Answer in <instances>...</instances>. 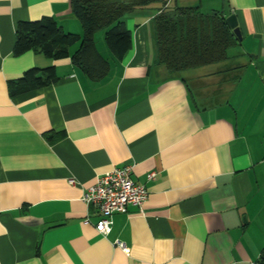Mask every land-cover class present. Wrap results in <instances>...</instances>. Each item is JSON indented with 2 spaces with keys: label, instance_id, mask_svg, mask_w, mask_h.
I'll return each instance as SVG.
<instances>
[{
  "label": "crops",
  "instance_id": "1",
  "mask_svg": "<svg viewBox=\"0 0 264 264\" xmlns=\"http://www.w3.org/2000/svg\"><path fill=\"white\" fill-rule=\"evenodd\" d=\"M167 6L234 14L241 39L220 63L169 74L156 62L154 4L122 19L132 35L122 58L96 42L110 69L93 81L70 56L13 55L21 21L49 16L81 34L70 0H0V264H256L264 255V0ZM48 66L57 82L9 93V81ZM124 165L148 198L113 214L103 236L82 195Z\"/></svg>",
  "mask_w": 264,
  "mask_h": 264
},
{
  "label": "trees",
  "instance_id": "2",
  "mask_svg": "<svg viewBox=\"0 0 264 264\" xmlns=\"http://www.w3.org/2000/svg\"><path fill=\"white\" fill-rule=\"evenodd\" d=\"M71 12L82 25L81 34L64 32L54 18L44 16L17 25L13 55L31 50L52 59L70 56L73 63L91 80L104 79L110 62L96 47V34L104 30V43L116 58L131 48L132 35L122 19L137 9L162 6L153 18L157 65L169 74L220 63L238 38L220 11L204 13L198 6H167V0H70ZM79 42L70 53V47ZM58 81L54 66L31 68L9 81V93L19 94L49 86ZM46 137L48 135L46 134ZM256 264H264V255Z\"/></svg>",
  "mask_w": 264,
  "mask_h": 264
},
{
  "label": "built area",
  "instance_id": "3",
  "mask_svg": "<svg viewBox=\"0 0 264 264\" xmlns=\"http://www.w3.org/2000/svg\"><path fill=\"white\" fill-rule=\"evenodd\" d=\"M132 165L115 167L97 176L95 182L82 195L86 205L96 209L100 216L96 223V230L103 236L110 233L112 216L115 213H126L129 206L142 208L148 198V189L132 179ZM154 172L148 174V179L154 178ZM70 184H75L73 179ZM118 244L124 248L123 243Z\"/></svg>",
  "mask_w": 264,
  "mask_h": 264
},
{
  "label": "water",
  "instance_id": "4",
  "mask_svg": "<svg viewBox=\"0 0 264 264\" xmlns=\"http://www.w3.org/2000/svg\"><path fill=\"white\" fill-rule=\"evenodd\" d=\"M226 21H227L228 25L230 26V28L232 29L236 38H238L240 40L241 39V32H240L238 25H237L236 16L234 14H232L226 18Z\"/></svg>",
  "mask_w": 264,
  "mask_h": 264
},
{
  "label": "rangeland",
  "instance_id": "5",
  "mask_svg": "<svg viewBox=\"0 0 264 264\" xmlns=\"http://www.w3.org/2000/svg\"><path fill=\"white\" fill-rule=\"evenodd\" d=\"M215 2V1H214ZM217 2V1H216ZM104 30H102V31H100V32H98L97 34H96V42H97V44L100 42V39H101V42L102 43H104ZM105 44V43H104Z\"/></svg>",
  "mask_w": 264,
  "mask_h": 264
}]
</instances>
